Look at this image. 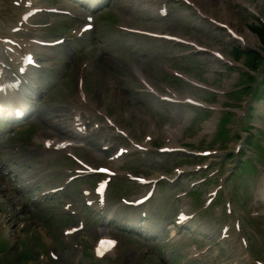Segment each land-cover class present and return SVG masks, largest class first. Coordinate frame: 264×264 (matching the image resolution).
Listing matches in <instances>:
<instances>
[{"label":"rangeland","instance_id":"1","mask_svg":"<svg viewBox=\"0 0 264 264\" xmlns=\"http://www.w3.org/2000/svg\"><path fill=\"white\" fill-rule=\"evenodd\" d=\"M206 1L213 7V9L216 10V14L221 13V11L226 8L228 18L232 24L237 25L238 31H244L246 26L250 27L252 24H255L253 21V18L255 17L254 14L242 6L240 3L241 0ZM246 1H250L252 5L256 4L258 12L261 13L262 17H264V0ZM219 3H224L225 6H220ZM115 4L118 12L115 20L120 22L123 21L125 23L130 22L132 17H130L128 13H130L131 7L126 5L125 0H116ZM209 5H207V8L210 7ZM104 12L106 14L104 13L103 16L98 18V31L94 34V36H96L95 39L92 40L90 38L84 45L79 43L78 48H75V50H67L66 52L65 49L60 48V55L56 57V59L51 60L53 63L48 61L51 68L44 76L45 83H41V88L48 91L50 94V100H48L47 103H42L43 107L40 109L39 117L31 121L35 128L30 126V135H35L37 133H51L57 136L62 135V132H59L57 130V126H55V123L59 124V122H64V125L66 123L65 128L70 127L67 126V124H70V120L66 117V115L70 112L68 109L70 97L73 95L72 92L78 90L77 82L80 76L79 71L81 69V63L87 62L89 67L84 74L85 86L91 94V97H93L94 100L99 101L96 103V106L98 108H103L104 106L110 108V112L114 115L117 122L124 129H128L132 138L141 141L146 135H148V133H153V144L155 147H160V145L165 144L166 142L165 133L167 129L170 126L176 128L179 124H181L184 117H188L189 121L184 127L182 126L178 143L181 145L183 144L190 150H204L205 148L214 150L218 149L219 152H216V154L209 159L212 163H214L213 166L220 165V155L226 153L228 149L229 151H234L236 149L235 143L237 139H234V144L231 142L224 148L220 147L221 144L215 143L214 140L216 125L211 130L204 129V120L207 117H204L202 121L195 122L191 127L190 124L194 116L193 107L187 106L183 103L168 105L152 96L141 94L136 87L138 84H136L132 73H130L134 64L142 65L145 71L147 70L156 79L163 80L165 83L171 84L178 90V92L183 94L193 93L198 97L203 98L206 94L204 91H201L202 89L190 86L182 79H177L170 73V71H168V67L178 71H186L196 79H203L205 81L208 80L212 82L211 79L213 77H211L210 68L220 65V63L216 61L215 58H211V56L205 53H201L199 56L190 58L186 56H179L180 53H178V51L182 50V48H174L169 44L166 45L158 41H150L136 35L127 34L123 31L121 32L117 29H113V26L110 25V22L114 21L113 18L107 15L106 10ZM182 12L187 13L184 14V19H180L183 15ZM230 15L232 16L231 18ZM233 17L236 19H233ZM195 20L196 18L192 15L190 9L183 10L176 7V9L173 10L172 15L165 20H151L150 17L144 14V18L142 20H133V24L154 29L157 28L161 31L170 30L175 33L186 35L187 37H193L203 44L220 47L222 51H225L229 55L233 56L234 44L224 35V32L213 29L212 26L210 27L205 24V22H198ZM194 24L199 26L195 27ZM63 32L65 31L61 28V31H51L49 35L52 37L60 36ZM93 41L96 42L92 44ZM170 53H173L176 57L170 59V57H168ZM244 70L245 69L240 71L243 73ZM226 78L233 81L227 84L225 80ZM241 79L242 77L239 75L237 69H228L227 72H224L220 74V76L216 77V81L218 83L217 85H219L220 89L223 90L225 88H229L232 84H237L239 81L241 82ZM260 98L262 97L258 96L256 99L259 100ZM212 99L211 100L214 101L216 97ZM64 101H67L65 102L66 108H64ZM219 103H221V101H219ZM61 112L62 116L59 117L58 115ZM218 113V111H215L211 115H216L217 120L219 115ZM253 115L255 114L252 113V116ZM256 121V124L264 123V117H258ZM220 125V129L225 130L227 126L225 125V121ZM92 134V136L87 137V139L90 140L89 143H86L84 147L77 149V154L84 156L86 159H90L93 164L97 165L105 164L106 158L110 154V152L101 151L100 148L104 143H116L117 146L120 144L125 145L128 141L124 138L121 139L120 137L119 138L122 142L114 137V139L106 140V135L113 134L112 130L106 128L96 130ZM238 134H240V132H238ZM2 140L3 141L0 144V173H2V170L6 168V172L8 173L12 172V170H16V172L12 173L20 178L16 181L14 179L13 181H10L9 179H6L5 176H8L9 174L5 173L3 176L0 175V217L2 213V217L5 216L4 218H0V252H2V250L6 251L5 255L9 258L8 261L4 258V261L6 264H36L35 256H32V253L35 250L34 246L38 242L35 231L37 227L43 225L48 230L50 235L54 237L55 243L58 246L59 255L61 256L59 264H74L73 259H76L80 254H77V252L73 251L71 248L64 247L65 243L62 240L60 232L64 222L62 219L63 216L61 215L62 212L58 207L59 202L54 203V201H51L46 204L33 202L29 204L30 201H33L29 195L30 193L22 192L25 190L23 186L28 183V179H32L34 176L38 175L36 171V164L39 155L36 154L40 149V145L35 147L22 145L23 147L20 149L15 142L19 139L15 138L14 140L7 141V138L3 137ZM20 141L24 144H30L28 143L29 141L26 143L22 140ZM256 149L257 147L253 148L255 157H257L258 153H261L262 150L264 151V149ZM114 150L115 148H112L110 151ZM138 156L139 154L136 155V153L127 155V157L123 158L124 161H121L118 164V167L121 168V170H129L134 173L144 172L148 176L153 173L165 172L170 177H173L176 174L175 169L177 167L180 169H183L184 167L188 169L187 171L189 172L184 174L181 179L179 178L177 182V186L180 185L181 182L183 185L181 187H176L173 191L183 190L184 188L187 189L189 183L187 180L195 182L198 174H206V172L210 171L209 169L211 168L209 167L206 171L201 170L200 173L194 174V165L203 162V159H201V157L187 158V155L185 154L178 155L176 153H172V155H159L156 151H153L149 153V157L147 158L137 159ZM256 159L260 160V155ZM230 167L231 162L228 160V165L225 166V168H222V170L227 171L228 169H231ZM29 171H33V174H27ZM26 174L27 176H25ZM203 176L204 175H202V177ZM262 176L264 175L246 173L241 178L242 187L239 190H236L235 185L231 186L234 187L232 191H234L237 196L236 200L239 202V204H237L240 207L239 211L242 213L241 215L243 217V221H245L248 217L249 214L247 211L252 208L255 198L260 197L259 192L255 195L251 194L255 192V187L253 186L254 183L251 179H254V181L257 179V181H259L262 179ZM22 177H24V180ZM46 178L49 181L48 184H46L47 180L44 178L35 184L34 187H46V185L50 187L53 184H57L59 181V179L54 180L53 176ZM215 178L216 176L212 177L213 180ZM218 178L222 179L219 175L217 176V179ZM85 179L88 180L87 178ZM7 181H10L13 188L3 190L2 188ZM83 181L84 179L77 182L78 185H81ZM218 182L219 181H217V183ZM220 183L221 182H219L218 185H220ZM225 183L226 182L223 181V185ZM119 184L131 187L132 193H140V189L136 185L127 181L125 177H118L112 183V186H115L112 196H116L119 191V195L127 193L125 186H119ZM159 184L157 195L159 198H162L164 196L161 189L163 185L162 183ZM250 184H252L251 187ZM14 185L16 188H14ZM207 185L209 184H206L203 189H205ZM216 185L217 184H215V187ZM17 188L20 190L21 199L27 205L26 210L19 218L22 222L26 223L24 230L19 229V223H16L17 217H15L13 212L10 211V208H12L11 205L15 203L18 198V196L17 198L15 196V194L18 193L15 190ZM133 188L136 190H133ZM220 192L219 197H221L222 201L227 199L228 196L226 192H224V188ZM4 198H6L7 201L6 205L4 203ZM115 199H118V197ZM56 200L59 199L56 198L55 201ZM176 200L177 203L181 202V199L179 198ZM165 203L166 200L164 199L161 206ZM258 208H264V202L260 203ZM239 211L237 212L239 213ZM153 214L156 218H158L157 213ZM166 215L167 213L163 214L161 222L157 221L158 226L163 224L166 219ZM245 224H247V227H250L249 233L246 234L250 246L254 247V252L256 251L259 257L263 256L262 258H264V218L254 219L253 222L245 221ZM206 228L211 230L213 227L206 225ZM8 234L12 236V239H15L13 248H10V246H8L9 243L5 240ZM120 235L126 243L120 251L119 260L117 261V259L112 258L109 261H99L98 264H107V262H111L112 264H167V261H162L161 258L163 256L162 251L166 248L165 245H159V242H162V240L156 242L154 239L153 241L145 240L143 238H137L135 235L133 236L124 233H120ZM187 235L188 236L185 237V241H192V238H190L192 235ZM91 245L92 244L89 243L86 244L85 249L87 253L85 256H82L79 264H91V262L95 261L91 253H89L91 252ZM132 246H140L141 248L144 246H150L152 250L142 253V255L136 259V253L132 252V250H134ZM22 247L24 248L23 253L21 252ZM176 249L179 248L177 247L174 250ZM183 249L184 248L181 247L179 249L180 252ZM187 250L184 249L181 255L185 254ZM172 251L173 250H169V246H167V250L164 255H168L172 253ZM176 257L177 255H174L173 257L170 256V261L173 259L176 260ZM195 263L203 264L204 262L199 261Z\"/></svg>","mask_w":264,"mask_h":264},{"label":"bare ground","instance_id":"2","mask_svg":"<svg viewBox=\"0 0 264 264\" xmlns=\"http://www.w3.org/2000/svg\"><path fill=\"white\" fill-rule=\"evenodd\" d=\"M203 2H205L206 3V0H203ZM212 12H214V11H212ZM235 18V17H234ZM245 31V35H247V36H249L251 39H255V36L253 35V34H251L248 30H244ZM186 122V121H185ZM212 122V121H211ZM181 129H179V128H176V129H170L169 130V132H167V137L168 138H173L174 140L173 141H175L178 137H179V131H180Z\"/></svg>","mask_w":264,"mask_h":264}]
</instances>
